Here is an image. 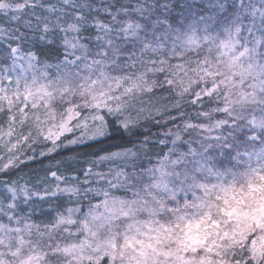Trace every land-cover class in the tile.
Returning <instances> with one entry per match:
<instances>
[{
	"label": "snow or ice",
	"instance_id": "1",
	"mask_svg": "<svg viewBox=\"0 0 264 264\" xmlns=\"http://www.w3.org/2000/svg\"><path fill=\"white\" fill-rule=\"evenodd\" d=\"M0 264H264V0H0Z\"/></svg>",
	"mask_w": 264,
	"mask_h": 264
},
{
	"label": "trees",
	"instance_id": "2",
	"mask_svg": "<svg viewBox=\"0 0 264 264\" xmlns=\"http://www.w3.org/2000/svg\"><path fill=\"white\" fill-rule=\"evenodd\" d=\"M65 154H67V153H65ZM48 163H49L48 160H46L44 158H40L39 163L30 164L29 168L25 169V171L32 170L33 172H42L43 165H47ZM53 170H55V169H53Z\"/></svg>",
	"mask_w": 264,
	"mask_h": 264
}]
</instances>
